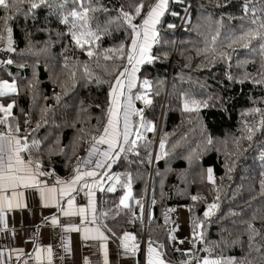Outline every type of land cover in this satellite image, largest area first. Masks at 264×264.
I'll return each mask as SVG.
<instances>
[{
	"label": "trees",
	"instance_id": "1",
	"mask_svg": "<svg viewBox=\"0 0 264 264\" xmlns=\"http://www.w3.org/2000/svg\"><path fill=\"white\" fill-rule=\"evenodd\" d=\"M157 1L31 0L39 7L30 10L24 2L15 6L19 11L0 9V17H10L7 28L14 38L0 81L17 89L2 100L14 102L13 131L19 127L27 154L43 169L72 173L96 143L135 36L122 10L133 24H142ZM79 3L91 5L89 29L98 37L83 48L70 31L69 13L82 11ZM261 21L264 0H168L155 26L150 57L141 62L130 90L135 111L129 143L120 137L111 171L119 177V194L131 188L146 198L151 180L147 230L168 249L164 212L187 204L192 227L201 225L195 231L210 253L264 264V41L252 39L248 47L247 40L232 43ZM0 37L3 50L8 38L3 21Z\"/></svg>",
	"mask_w": 264,
	"mask_h": 264
},
{
	"label": "crops",
	"instance_id": "2",
	"mask_svg": "<svg viewBox=\"0 0 264 264\" xmlns=\"http://www.w3.org/2000/svg\"><path fill=\"white\" fill-rule=\"evenodd\" d=\"M136 39L138 43L139 37ZM1 51L0 49V65L2 64ZM9 103L12 101H3L0 97V104L7 106ZM12 111L13 108L11 116L7 118L8 123L0 125V132L8 133V125L12 124L10 123L13 118ZM2 117L3 113H0V118ZM103 131L98 139L103 135ZM12 134L23 138L13 131V127ZM96 147L98 152L89 157L90 148L76 169L79 168L81 172L96 171L98 175L94 178L85 177L84 180L74 185L75 190L70 194L71 206L68 204V196L60 197L59 195V190L66 188L67 184H57V179L68 182L75 175V171L67 175H57L40 166L41 172L48 173L37 176L41 184L36 187L18 189L22 195H19L13 203L19 202L21 206L7 209L3 220H0V253H2L0 264H86V261L87 264H105V261L107 264H147L149 241H152V246L159 253V259H162L165 264H202L205 257L221 260L222 264H227L228 261H233L234 264H248V259L244 255H238L232 260L227 256L205 251L207 246L202 238L193 236L187 204L171 206L164 212L163 220L170 225L169 238L170 236L175 237L170 239L171 247L168 249L164 243H161L162 241L156 243L147 230L150 215L146 216L144 212L145 204L150 208L151 199L149 202L145 197L135 196L131 188L119 194L117 192L119 179H115L118 175L111 171L113 160L108 161L111 167L106 164L104 168H95V161L102 159L100 153L106 151L108 145L96 144ZM22 155L26 161L30 159L33 162L32 167L35 169L37 162L32 156L27 152ZM88 160L92 163H86ZM109 177L114 179H109ZM84 184L92 187L84 188ZM45 185L48 188L57 189L55 201L53 200L54 194L49 193L44 188ZM109 187H114L115 190L108 191ZM42 188H44L43 195L41 194ZM129 191L131 196L126 201L129 207L125 208L120 201ZM7 194L11 196L10 191ZM90 199L95 208L94 213L89 206ZM137 201L139 204L136 203ZM135 207L138 208L139 213L136 212ZM80 208H85L84 216L63 214L64 211L78 213ZM93 215L95 221L92 219ZM53 217L58 223H52ZM68 226H75L79 228V231L66 230ZM96 229H99V232ZM125 232L136 237L135 243L138 247L135 252L124 248L122 237ZM100 233H103L106 239H101ZM131 243L129 241L130 245ZM49 247L52 250L50 257ZM37 249L40 250L39 260L36 259ZM154 258H156L155 253Z\"/></svg>",
	"mask_w": 264,
	"mask_h": 264
},
{
	"label": "snow or ice",
	"instance_id": "3",
	"mask_svg": "<svg viewBox=\"0 0 264 264\" xmlns=\"http://www.w3.org/2000/svg\"><path fill=\"white\" fill-rule=\"evenodd\" d=\"M28 2L29 3V9H36L39 7L37 3L31 2V0H0V9H4L6 12H12L13 10L19 11L20 9L16 8L15 6L20 3ZM46 0H40V3H45ZM73 3H78V0H72ZM168 0H158V2L151 6L145 16V18L142 21V27H143V37H144V44L139 45V55L144 56L147 53V41L149 38V31L151 30L152 38L154 39L156 36L155 33V25L159 21V17L163 15V12L165 8L167 7ZM79 7L82 8V11L73 10L69 13V16L74 18V21L71 25V35L72 39L75 41V43L80 46L84 47L85 45H90L92 43L93 38L98 39L96 37V34L92 32L89 29V16L88 12L91 8V5L84 6L82 3H79ZM144 5L141 3L138 6L135 7V14L138 16L141 13L142 8ZM94 11V9H93ZM122 15L127 20V23L132 28L133 32L135 33L134 38L132 39V46L131 50L128 52L127 60L130 65H133V71L135 70V64L140 63V60L136 59L137 56V39L136 37L140 36V32L137 30L138 26L132 23L133 16H131L128 12H124L122 10ZM9 16L0 17V21H3L5 23L6 31L8 32L9 36V43L11 40V29L7 28V20L9 19ZM69 22L68 16L64 17L63 23L67 24ZM253 24H256V21L252 22ZM171 27V26H170ZM80 29L79 35H77L76 29ZM2 38V37H0ZM215 39V37L213 38ZM252 39H260L261 41H264V21H261L259 23L258 29H250L240 37H237L236 40L232 41V43H238L239 41L247 40L248 43L243 44L244 47H248L249 43ZM231 46V45H229ZM262 48H264V44L261 45ZM8 50H12L9 48ZM123 50V45H121V51ZM94 53L89 50L88 56H93ZM106 59H111V57H105ZM135 62V63H134ZM11 63V61H9ZM85 70L87 71V66H85ZM128 73V69L125 68L123 72L119 74V76L116 78V83L112 86L110 91V97H113L112 103L116 104L119 100V95H123V92L121 91L119 95H117L118 89H123L124 85L120 79V77H124ZM148 82L145 81V84ZM129 90L131 89V84L128 85ZM16 84L15 83H9L7 80L0 81V97L6 96L9 93L16 92ZM137 99H141L142 97H136ZM58 99V97H57ZM148 103L149 101H145ZM14 107V102L9 103L7 106L0 104V113H3V117L0 118V125L7 124L8 120L7 118L11 116V110ZM109 113L110 118L108 120V125L104 128V134L99 137L97 140L95 137L93 138L96 141V144H107L108 148L106 151L100 153V156L102 159L95 161V168L101 169L104 168L107 164L108 167H111V164L108 163L109 160L113 159V151L115 148L119 145V138L122 136L124 143H129V136L131 134L130 127H129V120H128V113L125 111L124 113V127L123 131L120 132L116 127V122L113 120V116H116L117 113L114 111L113 107H109ZM109 128H112V134L109 138ZM16 132H19V127H16ZM139 132H137V139H139ZM251 135H249L248 139H251ZM36 142L33 141V144ZM132 145L136 144V140H132L130 142ZM96 144L93 145V147L89 151V157L96 154L98 152V149L96 147ZM161 149L164 148V142L161 141L160 144ZM29 148V145L27 143V138H21L16 135L12 134V126L8 125V133L5 134L3 132H0V220H3L4 213L7 209H11L13 207H20L21 205L19 202L13 203L14 200L19 195H22V193L18 192V189L21 187L28 188V187H36L41 184V182L37 179L38 175H46L48 173L41 172L40 164L37 162L36 168L33 169L32 167V161L25 160L23 157V153L26 152ZM130 151L132 149H129ZM119 151H124L123 147L121 146L119 148ZM119 155V152L116 153V156ZM86 163H92L91 160L86 161ZM75 175L71 178L70 181L65 182L62 180L57 179V184L65 185L67 184L66 188H61L59 190L60 197L68 196V204L71 206L72 204V198H71V192L75 190L74 185L78 184L82 180L85 179V177H97L98 173L96 171H85L81 172L79 168L75 169ZM109 179H114L113 177H109ZM115 179H119V177H115ZM208 179L211 182L213 181L212 177V169H208ZM84 188H90L91 185L84 184ZM130 187V186H129ZM44 188L47 189L49 193L54 194L53 200L55 201V194L57 192V189L55 187L48 188L47 185L44 186ZM44 188L41 189V194L43 195ZM262 188H264V183H262ZM108 191H114V187H109L107 189ZM11 192V196H9L7 193ZM131 196V192L129 191L126 196H124L120 204L123 205L125 208H128L129 205L126 203V201ZM193 200L197 199V197H193ZM58 203V201H56ZM139 204V201L136 202ZM89 206L91 207L93 213L95 212V208L93 205L92 200H89ZM216 204H209L208 209L209 211L205 212V216L211 215V209L215 208ZM141 209H143V205H141ZM63 211V210H62ZM85 208H80L78 210V213L74 212H68L64 211V215H71V214H79L81 216H84L85 214ZM93 221H95V216L93 215ZM52 223L56 224L58 221L55 217L52 218ZM201 225L194 223V231L193 236L194 238H201V234L197 233L195 231L196 228L200 227ZM75 229L79 231V228H76L75 226H68L66 230ZM85 231H88V229H85ZM97 232H99V229H96ZM101 239H106L104 237L103 233H100ZM175 237L170 236V239H174ZM123 246L125 249H128L129 251L135 252L137 250L138 245L135 243L136 237L130 233L125 232L123 237ZM129 241H131V245L129 244ZM183 243V241H181ZM51 248H48L49 257L51 256ZM148 257H147V264H165V262L162 259H159V253H157V250L152 246V241L148 242ZM205 251H210V249H205ZM40 250L37 249V256L36 259L39 260ZM154 253L156 254V258H154ZM2 255V253H0ZM87 264V261H86ZM105 264L107 262L105 261ZM202 264H222L221 260L218 259H209L207 257L203 258ZM227 264H234L233 261H228Z\"/></svg>",
	"mask_w": 264,
	"mask_h": 264
},
{
	"label": "rangeland",
	"instance_id": "4",
	"mask_svg": "<svg viewBox=\"0 0 264 264\" xmlns=\"http://www.w3.org/2000/svg\"><path fill=\"white\" fill-rule=\"evenodd\" d=\"M137 26H138L137 30L141 34L139 36L138 43H137L138 49H137L136 59L140 60L142 62L145 59H148L150 57L149 50H150V46L152 44V42H151L152 41V34L149 36V39L147 41V53H146V55H144V56L139 55V45L144 44L143 43L144 41H143V27H142V24L139 23V24H137ZM8 28L11 29V40H10V43H9V36H8V38L6 40V43H5V46L3 47L4 49L2 50V63L4 61V59H3L4 58V54H6V53L9 54L12 50H8V49L9 48L13 49V45H14L13 44L14 38H13L12 27L9 26ZM150 31H149V33H150ZM140 64L141 63L135 64V70L134 71H133V65L129 64L128 73L124 77H120L124 87H123L122 90L121 89L117 90V95H119V93L121 91L123 92V95H119V100H118V102L116 104H113L112 100H111L110 107H113L114 111L117 113V115L113 116L112 118H113L114 122H116V127H117V129L119 131H123V127H124V113H125V111H127L128 120H129V127H130V131L132 133V129H133V114H134V111H135V103H134V99H133V97H132V95L130 93L131 89L129 90L128 85L131 84V88H132L136 84V82L138 80V72H139V69H140ZM115 83H116V80H115L114 84ZM111 99H113V97H111ZM109 118H110V113L108 115V118H107V121L105 123L104 128L108 125ZM112 131H113V129L109 128V138L111 137ZM103 134H104V131H103ZM182 205L183 204H177V206H182ZM144 207H145V209H144L145 215L149 216L151 214V206L149 208V206L145 204Z\"/></svg>",
	"mask_w": 264,
	"mask_h": 264
},
{
	"label": "water",
	"instance_id": "5",
	"mask_svg": "<svg viewBox=\"0 0 264 264\" xmlns=\"http://www.w3.org/2000/svg\"><path fill=\"white\" fill-rule=\"evenodd\" d=\"M151 35V31L149 33V36ZM149 39V38H148ZM153 43V38H152V41ZM152 45V44H151ZM158 141H159V138L157 137L156 139V145L158 144ZM150 199H151V180L149 182V186H148V192H147V197H146V200L150 202Z\"/></svg>",
	"mask_w": 264,
	"mask_h": 264
},
{
	"label": "built area",
	"instance_id": "6",
	"mask_svg": "<svg viewBox=\"0 0 264 264\" xmlns=\"http://www.w3.org/2000/svg\"><path fill=\"white\" fill-rule=\"evenodd\" d=\"M1 53H2V51H1ZM1 55H2V54H1ZM7 56H8V53L4 54V58H6ZM4 58H3V59H4Z\"/></svg>",
	"mask_w": 264,
	"mask_h": 264
}]
</instances>
